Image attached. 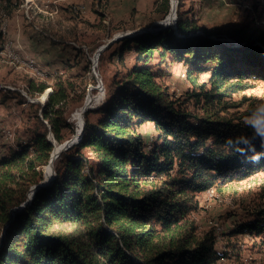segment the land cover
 <instances>
[{
    "label": "trees",
    "instance_id": "16d2710c",
    "mask_svg": "<svg viewBox=\"0 0 264 264\" xmlns=\"http://www.w3.org/2000/svg\"><path fill=\"white\" fill-rule=\"evenodd\" d=\"M156 10L166 14L168 0ZM218 33L198 27L178 8L175 29L153 27L123 36L119 57L133 50L137 61L113 82L106 102L94 110L100 113L96 120H89L90 109L84 112L82 136L67 148L75 147V154L60 152L56 175L52 169L45 172L53 148L47 134L51 131L61 142L62 129L73 131V125L62 114L66 86L52 89L45 104L38 105L41 115H35L30 142L17 144L0 159V264H211L217 259L213 232L195 236L196 226L187 221V213L198 207L195 194L264 171V148L247 126L251 122L264 131V104L251 103L236 117L222 114L234 105L226 97L248 86L243 79L264 77V30L229 29L239 41L233 44ZM155 55L187 64L185 74L192 81L193 72L209 71V88L197 94L203 96L200 114L170 99L150 64ZM144 122L157 132L149 149L138 131ZM80 148L96 159L87 172ZM253 148L258 162L251 160ZM50 180L34 188L20 207L29 187ZM263 229L256 219L242 231ZM166 230V237L151 242Z\"/></svg>",
    "mask_w": 264,
    "mask_h": 264
},
{
    "label": "rangeland",
    "instance_id": "374dc122",
    "mask_svg": "<svg viewBox=\"0 0 264 264\" xmlns=\"http://www.w3.org/2000/svg\"><path fill=\"white\" fill-rule=\"evenodd\" d=\"M25 1L0 0V159L17 144L30 142L35 115H41L38 105L45 103L37 97L49 89L48 97L58 86L67 88L62 114L73 125V131L63 128L65 139L61 142L51 131L47 137L54 143L52 149L55 143L65 147V140L78 143L82 113L90 109L89 120H96L100 113L94 110L106 102L113 82L121 80L137 61L133 50L119 57L123 36L153 29L157 24H173L167 21L172 15L174 21L178 8L198 27L219 31L217 37H230L228 30L240 27L264 30V0H180L179 6V0H168L169 10L162 16L156 9L163 0H75L61 4L55 0H29L28 8ZM101 45L105 47L98 52ZM166 56L162 59L155 55L150 61L158 75L156 80L176 106L200 114L203 96L198 99L197 94L209 88V71L193 72L192 81L185 74L187 64ZM242 82L248 86L226 97L234 105L226 106L222 114L236 117L251 103L264 104V77L245 78ZM43 84L46 87L42 91L27 90V86L35 89ZM95 84L102 90L91 87ZM242 118L251 119L246 115ZM138 131L149 149L157 140L155 127L144 122ZM75 149L66 147L61 152L71 155ZM79 150L87 159L82 162V171L87 172L88 164L96 159L88 148ZM212 188L211 193L207 189L196 193L198 207L187 213V221L196 226L195 236L207 230L215 236L219 256L211 264H264V229L260 233L242 231L256 219L264 224V171ZM66 226L64 230L77 232ZM154 226L161 230L158 223ZM167 232L156 234L151 242L166 237Z\"/></svg>",
    "mask_w": 264,
    "mask_h": 264
},
{
    "label": "bare ground",
    "instance_id": "6f19581e",
    "mask_svg": "<svg viewBox=\"0 0 264 264\" xmlns=\"http://www.w3.org/2000/svg\"><path fill=\"white\" fill-rule=\"evenodd\" d=\"M26 3V8H28V2H29V0H26L25 1ZM169 23H173L172 22V20L170 19L169 20ZM3 29V28H2ZM96 60V59H95ZM91 82V81H90ZM96 82V81H95ZM91 87H95V88H98V90H102L101 88H100V85H97V84H95V85H92ZM48 92H49V89H46L44 92H42L38 97H37V100H39V101H42L43 103L46 101V99H47V94H48ZM86 106V104L84 105V107ZM81 131H82V126H81ZM81 131H80V133L77 135V137L78 136H82V134H81ZM70 142H73L72 140H70V141H66V143H65V147H64V145H60V144H58V143H55V147H54V149H52L53 151H52V153H51V160L48 162V164L46 165V170H45V172L46 173H48V172H50L51 171V169H52V163H53V161L55 160V158H56V155L58 154V153H60L61 152V150L63 149V148H66L67 146H68V143H70ZM210 189V192H213V188L212 187H209V188H207V190H209Z\"/></svg>",
    "mask_w": 264,
    "mask_h": 264
},
{
    "label": "water",
    "instance_id": "95a60500",
    "mask_svg": "<svg viewBox=\"0 0 264 264\" xmlns=\"http://www.w3.org/2000/svg\"><path fill=\"white\" fill-rule=\"evenodd\" d=\"M174 18L176 19V13L174 12ZM175 19H174V21H173V24H160L159 26H156L157 28H162V27H167V26H171L172 28H176V22H175ZM157 22V21H156ZM154 24H156V23H154ZM126 35H129V34H126ZM221 40H228V41H224V42H227V43H239V41H237V40H235L234 38H231V37H226V38H224V37H219ZM260 43V42H259ZM261 44V43H260ZM107 44H105V46H106ZM105 46H103V45H101L99 48H98V52L101 50V49H103V47H105ZM42 102V101H41ZM43 103V102H42ZM45 104V103H44ZM43 104V105H44ZM85 110V109H84ZM82 116H83V125H82V131H81V134L83 133V129H84V122H85V119H84V113H82ZM52 132H50V134H51ZM65 141H67V140H65ZM64 141V142H65ZM63 142V143H64ZM54 144V143H53ZM73 144V142H70V143H68V146H67V148L68 147H70L71 145ZM52 152V151H51ZM50 156H51V153H50ZM51 160V157L49 158V161ZM53 172H54V174L56 175V173H55V170L53 169ZM51 181L52 180H50V181H48V182H46L45 184H40V183H37V184H35V185H33L32 186V193H31V195H27V198H26V200H25V202H23L22 204H21V206L20 207H22V206H24L31 198H32V196H33V193H34V188H38V187H40V186H46V185H48L49 183H51ZM34 187V188H33ZM8 225V223H6V225L5 226H7ZM3 236V235H2ZM0 243H1V241H0Z\"/></svg>",
    "mask_w": 264,
    "mask_h": 264
},
{
    "label": "clouds",
    "instance_id": "9594fccd",
    "mask_svg": "<svg viewBox=\"0 0 264 264\" xmlns=\"http://www.w3.org/2000/svg\"><path fill=\"white\" fill-rule=\"evenodd\" d=\"M247 126L250 130V133L254 135L255 138H259L261 141V147L264 148V131H261L260 128H258L254 123L247 122ZM253 152V155L251 156V160L253 162H258L260 159V154H257L253 149H250ZM241 155L247 156L244 152H241Z\"/></svg>",
    "mask_w": 264,
    "mask_h": 264
},
{
    "label": "crops",
    "instance_id": "0c3cea01",
    "mask_svg": "<svg viewBox=\"0 0 264 264\" xmlns=\"http://www.w3.org/2000/svg\"><path fill=\"white\" fill-rule=\"evenodd\" d=\"M35 2H40L41 0H34ZM56 2H60L61 3H69V2H73L75 0H55Z\"/></svg>",
    "mask_w": 264,
    "mask_h": 264
},
{
    "label": "built area",
    "instance_id": "2783aa9c",
    "mask_svg": "<svg viewBox=\"0 0 264 264\" xmlns=\"http://www.w3.org/2000/svg\"><path fill=\"white\" fill-rule=\"evenodd\" d=\"M207 191H209L210 192V189L209 190H207ZM211 193V192H210ZM218 227V226H217ZM219 228V227H218Z\"/></svg>",
    "mask_w": 264,
    "mask_h": 264
}]
</instances>
